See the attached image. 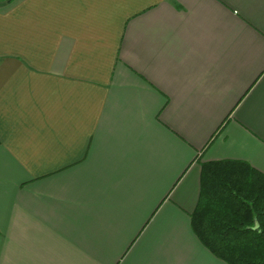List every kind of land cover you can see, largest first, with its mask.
Instances as JSON below:
<instances>
[{
    "label": "crops",
    "instance_id": "0c3cea01",
    "mask_svg": "<svg viewBox=\"0 0 264 264\" xmlns=\"http://www.w3.org/2000/svg\"><path fill=\"white\" fill-rule=\"evenodd\" d=\"M223 159L264 174V0H0V264H227Z\"/></svg>",
    "mask_w": 264,
    "mask_h": 264
},
{
    "label": "trees",
    "instance_id": "16d2710c",
    "mask_svg": "<svg viewBox=\"0 0 264 264\" xmlns=\"http://www.w3.org/2000/svg\"><path fill=\"white\" fill-rule=\"evenodd\" d=\"M191 226L225 263L264 264V174L241 160L203 162Z\"/></svg>",
    "mask_w": 264,
    "mask_h": 264
}]
</instances>
